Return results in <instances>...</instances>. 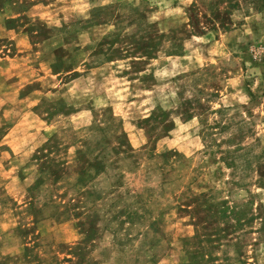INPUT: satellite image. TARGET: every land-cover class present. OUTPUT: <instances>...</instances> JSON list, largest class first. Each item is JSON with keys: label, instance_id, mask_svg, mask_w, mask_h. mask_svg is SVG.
I'll use <instances>...</instances> for the list:
<instances>
[{"label": "rangeland", "instance_id": "obj_1", "mask_svg": "<svg viewBox=\"0 0 264 264\" xmlns=\"http://www.w3.org/2000/svg\"><path fill=\"white\" fill-rule=\"evenodd\" d=\"M250 1L0 0V264H264Z\"/></svg>", "mask_w": 264, "mask_h": 264}, {"label": "trees", "instance_id": "obj_2", "mask_svg": "<svg viewBox=\"0 0 264 264\" xmlns=\"http://www.w3.org/2000/svg\"><path fill=\"white\" fill-rule=\"evenodd\" d=\"M254 1H258L259 2L258 9H263L264 8V0H251L250 2H254ZM234 6H238V4H233L232 7H234ZM219 14H220L219 12L218 13L216 12L215 15L217 16V18L219 16ZM15 21H16V18L12 17V16H7L5 18V24L7 26H13L12 23L15 22ZM187 103H189V102L187 101ZM185 115H187L186 117H192V112H189V113H187ZM167 116H168V112L160 110V111H158L157 114H151L149 120L153 119L154 121L157 122V124H160V123H163V122L166 121V123H164L163 128H164V131H168L173 126V122L171 120L167 121ZM226 202L227 201H225V200H220L219 202H215V204L218 205L217 206V210L213 211V213H215L214 214L215 217L218 218V219H220L222 217H226V218H229V219L231 218V221L232 220L234 221L235 226L239 227L241 225V221L244 220V219H242V215H243V212L245 211V209H243V208L240 209V208H238L236 206H228ZM249 204H251V202H249ZM246 206L247 205H245V207ZM229 226L233 227V224H230V225L227 224L226 225L227 228Z\"/></svg>", "mask_w": 264, "mask_h": 264}]
</instances>
